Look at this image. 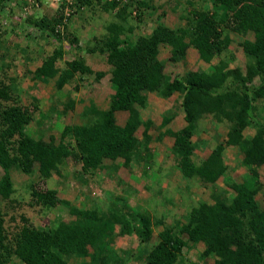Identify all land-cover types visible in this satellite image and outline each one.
Listing matches in <instances>:
<instances>
[{
	"label": "trees",
	"instance_id": "16d2710c",
	"mask_svg": "<svg viewBox=\"0 0 264 264\" xmlns=\"http://www.w3.org/2000/svg\"><path fill=\"white\" fill-rule=\"evenodd\" d=\"M9 1L0 0V14ZM207 1L212 8L203 6L204 0H187V24L171 28L158 19L149 35H141L133 43L129 34L136 27L129 24V0H77L74 5L63 1L54 17L32 22L35 29L58 44L67 43L83 53L59 67L66 50L58 48L36 68V80H54L56 89L62 92L73 81L84 82L88 77L99 83L108 72L91 66L93 61L94 65L105 63L110 67L115 93L108 109L98 110L93 105L84 109L82 117L87 118L86 123L66 125L59 137L50 136L46 142L27 132L40 112L39 100L33 98L29 105L22 102L19 76L9 82L7 75L0 80V167L4 171L0 179V207L9 200L21 203L14 199L15 169L39 180L30 185L32 207L53 210L64 205L74 217L70 222L60 221L52 231L40 229L23 217V226L9 231L0 208V264H11L13 258L22 264H68L72 258L87 257L89 247L96 248L104 235H114L115 226L120 227L119 235L136 234L145 244L161 225H165L164 229L158 235L159 242L148 252L146 264H178L183 250L198 243L205 245L203 257L214 258V264H264V205L257 199L264 192L258 171L264 166V0ZM140 8H148V4L141 1L137 9ZM68 11L73 18L84 13L93 16L89 17L91 21L80 24L82 31L93 20L99 21V31L84 46L80 36L69 31ZM142 15L140 12L136 17L138 23ZM234 36L248 59L244 69L231 67L229 47ZM189 49L196 50L199 59L209 67L171 79L166 73V62L179 63ZM163 53L169 54L170 59L162 60ZM15 59L10 56L7 64L2 65L14 68ZM30 71L26 67L24 75ZM79 90L77 83L72 91ZM72 94L69 91L60 97L70 98ZM150 94L162 100L180 94L185 125L178 130L170 127L177 114L169 109L160 126L166 130L158 140L165 136L174 140L172 153L185 184L195 179L209 188L212 202L193 204L182 224L166 226L162 217L148 213H130L129 221L101 212L98 204L91 208L72 206L61 200L56 190L38 187L43 178L60 175L68 162L82 165V175H93L121 160L129 167L142 151L149 150L153 141L150 129L154 122L144 116L150 106ZM63 98L54 103L56 111L52 113L59 114V104L65 111L75 108L74 98L68 102ZM119 112L129 114L123 126L117 121ZM207 117L227 129L226 139L213 144L211 153L197 161L196 151L201 144L195 137ZM141 128L144 130L139 138ZM250 129L255 132L251 138L245 135ZM229 148L239 149L249 169L241 182L230 183V193L217 187L227 174L225 155ZM151 159L148 154L146 164L150 165ZM174 198L175 206L183 201L179 195ZM171 204L175 207L173 200ZM128 257L126 251H100L92 256L91 264L126 263Z\"/></svg>",
	"mask_w": 264,
	"mask_h": 264
},
{
	"label": "rangeland",
	"instance_id": "374dc122",
	"mask_svg": "<svg viewBox=\"0 0 264 264\" xmlns=\"http://www.w3.org/2000/svg\"><path fill=\"white\" fill-rule=\"evenodd\" d=\"M145 1L148 8H140L138 10V3ZM131 4L132 16L129 24L136 27L132 34H129L130 42L133 43L137 37L141 35H149L158 23V19L162 20L167 26L177 28L187 24L186 17L189 13L186 10L188 6L187 0H129ZM202 2V0H200ZM207 5L212 8L213 5L204 0L203 6ZM151 8V9H150ZM155 8V10H154ZM59 9V4L55 0H10L7 2L3 11L0 14V80L8 76L6 81L14 79L15 76L20 78V87H22L19 96L24 104L29 105L33 98L39 100L40 112L35 115V121L27 128L28 134L34 139H43L46 142L50 141V136L56 138L60 136L63 128L66 125L84 124L87 118L82 117L84 109L95 106L98 110H106L110 106L114 91L111 87L110 67L105 63L93 64L91 66L98 70H106L108 75L99 83H95L92 77L86 78L84 82L73 81L71 85L64 88L63 92L56 89L55 81L43 82L34 78V71L42 64L43 59L49 57L58 48L62 47L66 51L65 57L58 64L59 67L65 66L66 61H71L75 57L82 56L83 53L76 49L70 48L67 43L58 44L52 38H49L39 32L32 26V22L42 20L43 18H52ZM142 13V21L138 23L136 18L139 13ZM69 13V11H68ZM85 14V13H84ZM83 16L74 15L71 17L69 24V31L75 32L80 36L81 45L84 46L92 36L99 31L97 23L94 20L91 22L88 29L82 31L80 24L86 21H91V14ZM98 16V14H96ZM91 16V17H90ZM184 16V17H182ZM90 17V18H89ZM69 20V19H68ZM29 22V23H26ZM66 23V24H67ZM239 41L233 37L232 43L229 47V53L232 57V68H245L247 57L244 50L239 46ZM10 56H15L14 68L5 67L6 60H10ZM169 54H161L162 60H169ZM3 58V60H2ZM89 59V57H87ZM27 59V60H26ZM105 57H103V60ZM26 60V61H25ZM10 62V61H8ZM3 64V65H2ZM27 70H31L26 76ZM209 67L199 59L196 50L189 49L186 57L179 63L166 62V73L173 79L177 75H185L189 71H197L202 68ZM7 71V72H6ZM79 83L80 90L73 92L75 84ZM72 92V97L75 100V108L65 111L64 106L59 104V114L52 113L56 111L54 103L63 93ZM62 92V93H60ZM180 94H175L169 100H162L154 94H150V106L144 111V116L154 122L150 129V135L153 141L148 146V151H142L139 157L133 159L129 167L123 165V161H118L115 166L111 168H104L93 175L87 173L82 175V165L74 162L65 163L61 168V174H53L50 179L43 178L38 184L39 188H52L58 192L61 200L67 201L72 206L79 208H91L94 204L101 206V212L107 213L106 210L114 207L119 211L123 207L126 208L127 213H154L159 217L165 218L166 222L172 226L173 224H182L193 206V204L201 201L212 202L210 197V189L204 187L201 183L196 182L195 179L182 187L172 183L168 179H164V172H169L176 163V157L172 153L174 140L165 141L166 136L162 140H158L162 130L161 123L164 120L162 117L166 115L169 109H173L177 116L170 127L178 130L185 125L184 113L181 109ZM70 98H63L64 101H69ZM52 114V115H51ZM129 114L127 112L117 113L118 124L125 125ZM143 128H141L137 135L142 138ZM227 129L219 126L211 118L207 117L200 124V130L195 137L201 145L196 151L195 159L201 161L206 155L210 154L213 144L221 143L226 139ZM247 137L255 135L253 129L245 133ZM204 141V142H202ZM167 142V143H164ZM206 142H209L207 146ZM169 143V144H168ZM151 154L152 159L150 165L147 155ZM226 164L228 166L227 174L224 179L217 183L219 189L232 191L229 187L234 180L242 181V178L249 172L248 167L243 163V158L237 148H229L226 151ZM196 161V162H197ZM157 171V173L155 172ZM261 180L264 183V166L258 169ZM147 172V173H145ZM4 171L0 167V179L3 177ZM154 174L157 177L154 178ZM151 176H153L151 178ZM12 178L16 193L14 199L21 201L15 203L13 201H6L2 203L1 210L4 213L6 227L9 231H16L17 228L23 226L24 221L21 219L25 217L35 226L40 229L52 231L60 221L70 222L74 219L69 213L68 207L60 205L53 210H47L42 207H32V195L30 193V185L32 182H38L35 177L25 175L19 170L13 169ZM228 182V183H227ZM166 185V189L162 186ZM179 195L183 201L175 206L177 200L174 197ZM13 199V200H14ZM259 203L264 205V192L257 196ZM174 202V206L172 203ZM132 206H126V204ZM138 205V209H135ZM164 226L155 229V231L163 230ZM184 240H188L187 235H183ZM138 241L124 240L121 244L124 246H131L132 249H137ZM130 250V249H128ZM196 248L194 250L185 251L186 257L190 255L186 262V257H181L184 264H214V258H204L202 251ZM198 251V253H197ZM130 255L135 256V253ZM200 255V256H199ZM11 264H22L18 259L13 258ZM182 264V263H179Z\"/></svg>",
	"mask_w": 264,
	"mask_h": 264
},
{
	"label": "crops",
	"instance_id": "0c3cea01",
	"mask_svg": "<svg viewBox=\"0 0 264 264\" xmlns=\"http://www.w3.org/2000/svg\"><path fill=\"white\" fill-rule=\"evenodd\" d=\"M167 138H165V141L171 140L172 138L166 136ZM167 143V142H164ZM169 144V143H168ZM172 148V147H171ZM177 161L176 163H174V166L170 169L169 172H164V179H168L169 181H171L174 184H180L181 186H183V184H185L187 181L185 180V177L183 175V173L181 172V170L177 167ZM157 173V171H155ZM147 173V172H145ZM154 178L157 177V174H154ZM153 176H151L152 178ZM186 185V184H185ZM166 185L162 186L163 189H166L165 187ZM126 206H132L129 205V203L126 204ZM138 205H136L135 209L137 208ZM105 211H107V214H111L114 213L118 216L123 217L124 219L127 220H131L130 219V213L126 212V208L123 207L121 211H119L117 208L111 207L109 208V210L104 209ZM139 210V209H138ZM133 213V212H131ZM139 213H142L139 210ZM138 214V213H136ZM151 216L153 215L154 217V213L150 214ZM158 216V215H157ZM164 221L166 222L165 218ZM167 223V222H166ZM165 223V224H166ZM169 226V224L167 223L166 226ZM175 224H173L172 226H174ZM162 226V225H161ZM165 226V225H163ZM119 231H120V227L119 226H115L114 227V235H104V237L102 238V240L99 242L98 246L96 248H92L89 247V255L87 257H80V258H72L70 259L68 264H91L92 262V256L96 255V253L98 252V254L100 253V251H109L112 252L114 250H119V251H126V253L128 254V261L126 263H120V264H146L145 263V258L148 256V252L151 250L152 247H154L158 242H159V238L158 235L162 230L159 231H154V234L152 236V238L150 239V241L146 242L144 245L142 244L141 240L139 239V237L136 234H130V235H125V236H121L119 235ZM124 240H133V241H138L137 243V249H132L131 246H124L123 244H121ZM203 249L202 251L204 252L205 250V245L202 243H198L196 245H194L193 247L189 248L190 250H194V249ZM130 249V250H128ZM189 249L187 250V248H185L183 250V254L180 256L185 258L186 256L184 254H186L185 251H189ZM130 253L134 254L130 255ZM198 253V251H197ZM203 254V253H202ZM200 256V255H199ZM190 255H187L186 257V262H189ZM179 263L184 264V260H180L179 259ZM190 263V262H189Z\"/></svg>",
	"mask_w": 264,
	"mask_h": 264
},
{
	"label": "built area",
	"instance_id": "2783aa9c",
	"mask_svg": "<svg viewBox=\"0 0 264 264\" xmlns=\"http://www.w3.org/2000/svg\"><path fill=\"white\" fill-rule=\"evenodd\" d=\"M35 1L39 2V0H35ZM55 1L57 2V4H59V6L63 1L70 5H74L77 2V0H55ZM68 16H70V13L68 14Z\"/></svg>",
	"mask_w": 264,
	"mask_h": 264
}]
</instances>
